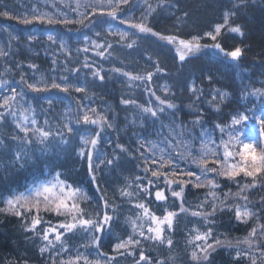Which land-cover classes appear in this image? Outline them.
Instances as JSON below:
<instances>
[{"label":"snow or ice","instance_id":"1","mask_svg":"<svg viewBox=\"0 0 264 264\" xmlns=\"http://www.w3.org/2000/svg\"><path fill=\"white\" fill-rule=\"evenodd\" d=\"M30 2L0 4L25 26L0 24V264H264V0H214L203 26L184 0Z\"/></svg>","mask_w":264,"mask_h":264},{"label":"trees","instance_id":"2","mask_svg":"<svg viewBox=\"0 0 264 264\" xmlns=\"http://www.w3.org/2000/svg\"><path fill=\"white\" fill-rule=\"evenodd\" d=\"M0 4H8L14 11L20 13H23L32 7V3L30 2V0H0ZM184 4L185 7H187L192 13L191 23L193 24H199L203 26L206 25L208 22L216 19L217 17V11L214 8V0H184ZM197 5H199L200 7H197ZM138 14L139 13H137V15ZM159 20H160V23L158 24L159 29L168 28L172 23V19H169L166 16V14H162L159 17ZM257 20H259V15L257 16ZM0 24L11 25V27L14 28L17 31V33L21 35L25 31V26L18 25L15 21H7L4 18H0ZM250 42L253 45L254 51H259V46L261 44V40L259 39V24H257L256 27L253 28L252 35L250 36ZM230 45H231V41H226L225 46L228 47ZM37 47H38L39 55L34 58L35 62H37L44 68L50 67V58L46 56L42 50H39V46ZM25 55L27 54L25 53ZM251 56L252 53H249L248 58L243 62L244 66H249L252 64ZM23 58L24 57L21 56V59ZM137 59H139V57H137ZM206 63L216 64L221 69L222 72L225 73L232 72L230 63L223 61L222 58L217 57L215 53H210L209 55L203 57L201 60L194 61V64L196 66H200ZM107 67H110V65L106 63L105 68ZM167 67L170 70L175 71V68H173L170 59L167 61ZM253 71L258 74L259 66L257 65L253 69ZM160 82L162 83V81ZM224 83L230 89L237 91V95L239 94L238 83H233L231 80H226L224 81ZM120 88L121 85L119 84V82L109 81L106 87L96 88L94 89V91L100 93L104 97V101H106L109 104H112L114 107L117 108L119 112V116H118L119 122L121 123V125H123L124 118L126 115L128 116L129 120H131L133 116L131 115V110L125 111L123 109V106L119 104ZM137 95H139V93H137ZM179 102L180 101L177 100V103ZM100 103L101 101L97 100V104ZM231 107L232 106L229 105L228 108H225V112L229 111ZM183 118L189 119L190 117L185 116ZM130 134L131 133L129 131V135ZM125 139H127V137H125ZM24 175H25L24 173H20L19 176L14 175L12 177H8V179L15 183H20ZM2 180H5V176L3 174H0V181ZM189 199H192V197L190 196ZM13 223H15V221H13ZM181 223L183 224V220L181 221ZM190 226L191 225H189V227ZM233 232L234 234L237 235L241 234L240 229H234ZM13 236H14V229L12 228V224L6 223L5 225L0 226V248H2L4 251H8L7 244L9 243V238ZM21 246H23L22 241H21ZM215 259H216V264H226L227 256L223 253V251H221L219 255L215 256Z\"/></svg>","mask_w":264,"mask_h":264}]
</instances>
